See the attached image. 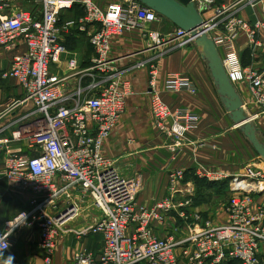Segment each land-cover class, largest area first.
<instances>
[{"label":"built area","instance_id":"built-area-1","mask_svg":"<svg viewBox=\"0 0 264 264\" xmlns=\"http://www.w3.org/2000/svg\"><path fill=\"white\" fill-rule=\"evenodd\" d=\"M18 1L0 0V49L12 53L10 69L0 79H13L21 90L19 99L0 102V145L6 152L0 162V184L30 196L29 208L20 212L26 213V226L16 227L7 237L9 247L3 254L10 251L20 231L37 228L38 248L45 264H50L60 237L73 233L65 225L66 211L50 215V210L56 209L60 198L79 191L100 213L86 232L101 236L102 249L97 256L74 251L71 264H264V200H258L264 190V172L247 167L243 175L230 180L217 170L195 172L196 178L209 182L228 180L227 221L217 225L212 217L193 210L187 197L191 190L183 187L188 185L184 171H171L166 197L146 209L136 203L140 179L123 178L103 153L104 142L124 114L130 94L129 84L105 67L110 41L141 27L152 44H158L160 35L149 26L161 17L136 0L113 2L105 9L91 0H29L33 10L17 9ZM243 1L252 21L236 16L226 23L203 20L201 29L213 42L230 83H246L253 104L264 114V69L243 68L235 45L243 35L251 51L261 47L264 0ZM75 5L83 16L62 22L60 17ZM88 25L92 27L88 44L95 54L92 66L78 71L71 58L66 61V74H58L57 66L67 53L62 34L72 29L84 32ZM173 36L180 40V48L193 44L179 29ZM95 70L104 73L99 83ZM82 73L94 75L90 89H100L96 96L88 97L82 86L68 83ZM150 76L153 125L178 145L197 127L199 117L169 108L153 90L154 70ZM164 89L196 91L192 81L179 74L168 75ZM15 146L18 149H11ZM21 146L26 153L20 151ZM20 213L4 223L0 235L8 229V222L20 221ZM154 225L164 227L166 234L159 237ZM74 234L77 238L84 235Z\"/></svg>","mask_w":264,"mask_h":264},{"label":"crops","instance_id":"crops-1","mask_svg":"<svg viewBox=\"0 0 264 264\" xmlns=\"http://www.w3.org/2000/svg\"><path fill=\"white\" fill-rule=\"evenodd\" d=\"M91 1L98 8L105 9L110 3L121 0ZM194 1L204 21L215 19L226 23L234 16L245 21L253 20L251 10L243 0ZM16 5L17 9L33 10L32 2L29 0H19ZM82 16L83 11L76 7L64 13L61 21H76ZM144 30L141 27L134 28L113 38L105 60L108 71L120 81L129 84L130 94L126 99L124 114L104 142L103 153L114 163L123 178L140 179L141 190L136 199L137 205L150 209L156 202L165 198L169 173L173 170H182L192 177L197 170H217L226 175L228 180L243 175L247 167H255L264 172L263 161L254 152L239 128L234 126L230 115L224 109L206 62L200 57L199 49L193 44L183 48L178 47L180 40L173 36L175 26L164 20L149 26V30L159 33L160 43L152 44L148 35L144 34ZM219 30L223 32V25L219 26ZM90 31L92 27L88 25L84 32L72 29L62 34L67 53L57 66L58 74H66V61L71 58L76 60L78 71H85L92 66L95 54L88 44L87 35ZM260 42L261 47L251 51L247 48L243 35H239L236 39L235 45L243 68L258 72L264 69V35L260 38ZM11 57L12 53L0 49V77L10 69ZM139 63H145L144 67L137 68L136 65ZM153 70L155 75L153 90L159 94L164 103L172 110L184 109L199 117L197 127L178 145H175L172 139L160 135L153 125L149 107L151 92L149 81ZM170 74L188 77L195 85L196 91L167 92L164 83ZM93 78L87 73H82L70 78L68 83L72 86H82L86 89L87 96L93 97L100 91V89H90ZM234 88L243 103L245 115L251 118L258 141L264 146V114L259 113V109L253 104L246 83H239ZM20 96L21 90L13 79H0V102L16 100ZM11 149L18 148L15 146ZM20 149L22 153L27 152L23 146ZM5 153L4 146L0 145V162L5 157ZM228 180L217 182L227 185L226 193H229ZM187 184L183 187L190 191L192 183ZM258 200H264V190ZM9 205L11 207L16 205L24 208L22 211H25L29 208V196L0 184V232L4 223L11 219L1 214ZM193 210L212 217V214L202 206H193ZM213 219L217 225L227 221L224 207L217 212V215L215 214V217L213 216ZM154 228L159 237L166 234L164 227L154 225ZM32 229L35 228L20 231L15 236L10 251L3 254L4 257L14 256L13 262L17 264H45L44 256L38 248V231L34 232ZM69 234L74 233L63 234L60 237L50 264H71L72 253L77 249L93 256L101 252L100 235H97L99 247L94 244L91 252H87L85 243L79 245L76 242L75 247L71 249L70 244L73 240L67 236ZM80 238L76 237V240L79 241Z\"/></svg>","mask_w":264,"mask_h":264},{"label":"water","instance_id":"water-1","mask_svg":"<svg viewBox=\"0 0 264 264\" xmlns=\"http://www.w3.org/2000/svg\"><path fill=\"white\" fill-rule=\"evenodd\" d=\"M136 1L155 12L162 20L171 23L176 29L183 31L192 38L193 45L199 49L201 59L206 62L224 109L230 115L234 126L239 128V131L264 163V146L258 141L256 130L245 115L242 108L243 103L226 76L221 58L213 42L207 37L204 30L201 29L204 21L194 0Z\"/></svg>","mask_w":264,"mask_h":264},{"label":"rangeland","instance_id":"rangeland-1","mask_svg":"<svg viewBox=\"0 0 264 264\" xmlns=\"http://www.w3.org/2000/svg\"><path fill=\"white\" fill-rule=\"evenodd\" d=\"M93 74L96 76V83H99L102 80V76H104V73H101L98 70L93 71ZM2 98H4V95H2ZM191 183V192H189L187 196L190 199L191 204L195 207L202 206L207 209L208 212L212 214V218L213 216L215 217V214L217 215V212L227 204L230 194L225 192L227 188L226 184H218L217 182H209L203 179L192 180ZM56 204V209H51L50 215L66 211L63 213L64 218L68 221L65 224L66 227L73 231V233L84 234L79 241L76 240L75 234L67 235L73 240L72 244H70L72 247L71 249L75 247L76 242L79 245L85 243V249L87 252H91L94 244H96V247H99V237L86 232L87 227L100 218V213L93 207L92 200L81 192L75 191V193L70 194L68 197L60 198ZM22 210H24V208L17 207L16 205L11 207V205H9L7 210L1 212V214H4L5 218H13ZM76 212L78 216L74 217ZM32 230L36 232L37 228Z\"/></svg>","mask_w":264,"mask_h":264},{"label":"clouds","instance_id":"clouds-1","mask_svg":"<svg viewBox=\"0 0 264 264\" xmlns=\"http://www.w3.org/2000/svg\"><path fill=\"white\" fill-rule=\"evenodd\" d=\"M20 214V221L14 220L11 223L8 222V229L4 231V234L0 235V264H13L14 256L9 255L7 257H4L3 252L9 247L7 237L12 234L14 229L19 226H26V213Z\"/></svg>","mask_w":264,"mask_h":264},{"label":"trees","instance_id":"trees-1","mask_svg":"<svg viewBox=\"0 0 264 264\" xmlns=\"http://www.w3.org/2000/svg\"><path fill=\"white\" fill-rule=\"evenodd\" d=\"M76 7L80 8L79 5H75L73 8H76ZM73 8H72V9H73ZM72 9H71V10H72ZM60 18H61V20H62V17H60ZM196 179H198V178H196L195 176L192 177V175H187V174L185 173V182H191L192 180L194 181V180H196ZM223 184H224V183H223ZM229 264H238V263L232 262V263H229Z\"/></svg>","mask_w":264,"mask_h":264},{"label":"bare ground","instance_id":"bare-ground-1","mask_svg":"<svg viewBox=\"0 0 264 264\" xmlns=\"http://www.w3.org/2000/svg\"><path fill=\"white\" fill-rule=\"evenodd\" d=\"M78 216V214H77V212H76V214L74 215V217H77Z\"/></svg>","mask_w":264,"mask_h":264}]
</instances>
